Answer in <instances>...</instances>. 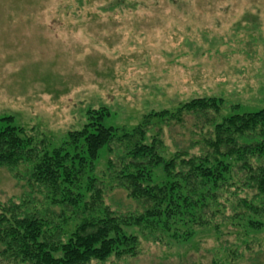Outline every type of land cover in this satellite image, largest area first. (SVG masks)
I'll return each mask as SVG.
<instances>
[{
  "label": "rangeland",
  "instance_id": "rangeland-1",
  "mask_svg": "<svg viewBox=\"0 0 264 264\" xmlns=\"http://www.w3.org/2000/svg\"><path fill=\"white\" fill-rule=\"evenodd\" d=\"M204 98L223 100L214 119L264 110V0H0V118L52 147L105 110V128L128 132L164 113L145 144L160 138L166 159L197 153L211 127L182 108ZM105 160L102 149L98 170ZM29 192L0 168L1 204ZM32 198L46 210L41 195ZM104 201L118 213L140 210L120 189ZM215 222L164 243L127 229L140 238L136 256L90 264H264V216Z\"/></svg>",
  "mask_w": 264,
  "mask_h": 264
},
{
  "label": "trees",
  "instance_id": "trees-1",
  "mask_svg": "<svg viewBox=\"0 0 264 264\" xmlns=\"http://www.w3.org/2000/svg\"><path fill=\"white\" fill-rule=\"evenodd\" d=\"M223 104L209 98L185 104L182 109L201 116L211 130L201 131L197 153L177 151L167 159L158 146L160 138L144 142L152 120L164 113L146 116L128 132L105 128V110L90 111L88 124L69 132L59 147L13 126L12 117L0 118V168L30 191L19 202L0 203V262L103 263L111 256H136L138 235L155 243L186 241L195 228L218 218L234 222L247 213L263 217L264 110L211 117ZM102 149L106 160L98 170ZM156 169L161 171L158 179ZM115 189L123 190L140 210L113 211L104 198ZM34 194L44 198L43 212L34 207ZM227 209L232 215H225Z\"/></svg>",
  "mask_w": 264,
  "mask_h": 264
}]
</instances>
